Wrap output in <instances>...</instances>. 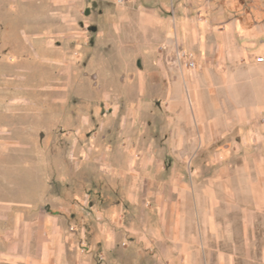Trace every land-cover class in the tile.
Listing matches in <instances>:
<instances>
[{"label":"rangeland","instance_id":"374dc122","mask_svg":"<svg viewBox=\"0 0 264 264\" xmlns=\"http://www.w3.org/2000/svg\"><path fill=\"white\" fill-rule=\"evenodd\" d=\"M53 1L0 0V197L37 204L59 219L93 264L113 258L102 233L119 238L123 262L130 261L137 216L147 210L135 204L137 195L144 193L145 206L155 201L143 173L148 148L155 165L168 168L157 174L162 182L174 172L191 182L203 161L172 156L164 138L175 115L164 88L135 79L149 67L147 52H135V8L166 19L181 0H57L61 28L35 29L57 11ZM193 2L221 10L235 3L241 20L251 4L252 20L264 19V0Z\"/></svg>","mask_w":264,"mask_h":264},{"label":"crops","instance_id":"0c3cea01","mask_svg":"<svg viewBox=\"0 0 264 264\" xmlns=\"http://www.w3.org/2000/svg\"><path fill=\"white\" fill-rule=\"evenodd\" d=\"M58 4L35 29L61 28ZM229 6L181 0L166 19L135 8V52L146 51L149 63L135 79L164 88L175 115L164 138L172 156L203 161L191 182L175 172L162 182L157 174L168 168L155 165L148 148L143 173L155 201L145 206L144 193L137 195L135 204L147 210L137 216L130 261L123 262L119 238L100 234L109 264H264V19L252 20L251 4L242 20L233 15L236 4ZM149 17L158 18L152 27ZM85 251L37 204L0 197V264H93Z\"/></svg>","mask_w":264,"mask_h":264},{"label":"built area","instance_id":"2783aa9c","mask_svg":"<svg viewBox=\"0 0 264 264\" xmlns=\"http://www.w3.org/2000/svg\"><path fill=\"white\" fill-rule=\"evenodd\" d=\"M127 0H118V3L119 4H124ZM186 56L183 54L181 55L178 51V59L179 61L182 60V58H185ZM260 61H264V59H260ZM187 66L190 67V68H195V63L194 62H188L187 63Z\"/></svg>","mask_w":264,"mask_h":264}]
</instances>
